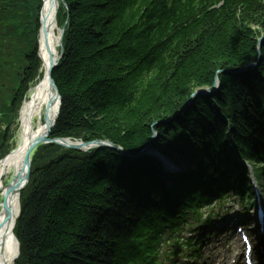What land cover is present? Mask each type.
Wrapping results in <instances>:
<instances>
[{
	"label": "trees",
	"instance_id": "trees-1",
	"mask_svg": "<svg viewBox=\"0 0 264 264\" xmlns=\"http://www.w3.org/2000/svg\"><path fill=\"white\" fill-rule=\"evenodd\" d=\"M42 5L0 0V158L40 67ZM58 23L64 57L53 79L62 107L53 138L109 140L135 155L158 131L168 155L189 157L197 147L228 153L215 100L241 154L264 171V45L256 72L230 73L257 62L264 0H61ZM219 71L226 72L219 94L159 124L212 87ZM158 166L110 149L41 146L21 194L15 264H147L159 226L149 205H159L160 189L149 201L130 186Z\"/></svg>",
	"mask_w": 264,
	"mask_h": 264
},
{
	"label": "bare ground",
	"instance_id": "bare-ground-1",
	"mask_svg": "<svg viewBox=\"0 0 264 264\" xmlns=\"http://www.w3.org/2000/svg\"><path fill=\"white\" fill-rule=\"evenodd\" d=\"M56 7L53 0H44L40 75L31 86L20 110L17 146L0 162V264H13L17 256L18 242L14 230L20 211V192L12 189L17 187L22 178L26 150L34 138L46 132L57 116L59 105L48 80L51 59L58 57Z\"/></svg>",
	"mask_w": 264,
	"mask_h": 264
},
{
	"label": "water",
	"instance_id": "water-1",
	"mask_svg": "<svg viewBox=\"0 0 264 264\" xmlns=\"http://www.w3.org/2000/svg\"><path fill=\"white\" fill-rule=\"evenodd\" d=\"M53 1L57 6L58 5L57 0H53ZM56 10H57V7H56ZM260 46H261V44H260ZM62 55H63V52H62ZM56 65H57V62H54L51 65V69L49 72V81L51 83L52 88L55 90L56 99L59 100L60 94H59V91H58V89H57V87H56V85L52 79V74H53L54 69L56 68ZM196 94H194V95H196ZM53 127H54V124H52L51 126L48 127L45 134L39 135L36 138H34L32 143L27 148L26 154L24 157V159H25L24 167L25 168H24L23 173H22V178L19 181L17 187L13 188L12 191L20 192L22 190L23 186L28 182L29 176H30V168H31V155L34 152V150L40 145L55 144V145H58V146H61V147L67 148V149H73V150H87V149H91V148H111V149L116 150L118 152H123V150H121V148L116 147L112 143H109V142L94 141L91 143H72V142L65 140V139H51L50 136H51V132L53 130ZM0 261H1V256H0Z\"/></svg>",
	"mask_w": 264,
	"mask_h": 264
},
{
	"label": "rangeland",
	"instance_id": "rangeland-1",
	"mask_svg": "<svg viewBox=\"0 0 264 264\" xmlns=\"http://www.w3.org/2000/svg\"><path fill=\"white\" fill-rule=\"evenodd\" d=\"M56 33H57L58 36H60V30L59 29H57ZM59 51H60V49H59ZM186 106H188V104ZM12 128H13L12 138H11V140L8 143V150H7V152L12 151L17 146L18 134H19V131H20L19 121L18 122L15 121V125ZM3 130H4V128H3ZM233 211L236 212L237 210H233ZM212 254H213V257H215L213 251L210 252V255H212Z\"/></svg>",
	"mask_w": 264,
	"mask_h": 264
}]
</instances>
